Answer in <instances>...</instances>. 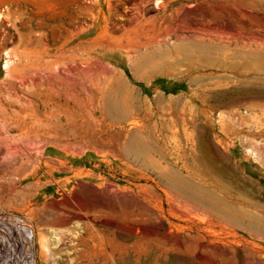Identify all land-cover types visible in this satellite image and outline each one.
I'll use <instances>...</instances> for the list:
<instances>
[{
  "label": "rangeland",
  "instance_id": "obj_1",
  "mask_svg": "<svg viewBox=\"0 0 264 264\" xmlns=\"http://www.w3.org/2000/svg\"><path fill=\"white\" fill-rule=\"evenodd\" d=\"M0 145L53 264H264V0H0Z\"/></svg>",
  "mask_w": 264,
  "mask_h": 264
},
{
  "label": "bare ground",
  "instance_id": "obj_2",
  "mask_svg": "<svg viewBox=\"0 0 264 264\" xmlns=\"http://www.w3.org/2000/svg\"><path fill=\"white\" fill-rule=\"evenodd\" d=\"M202 39H204V38H202ZM108 99H110V98H108ZM108 99H107L108 107L112 111L116 110L119 106L118 101H116L115 99H110L108 101ZM122 110H123V112L127 113L126 109L124 110L122 108ZM134 139H136V138H134ZM141 140H143V139H141ZM134 143H136V142L134 141ZM1 147H3V146H1ZM135 147H138V145H135ZM15 148H17V147H15ZM11 150H13V148ZM143 150H140L137 148L136 152L138 154H141V153H143L142 152ZM134 151H135V149H134ZM15 153H17V152H15ZM6 160H8V158ZM27 160H28V158H27ZM13 161H10V162H13ZM28 161H30V159ZM10 162H9V164H10ZM20 163L22 164V162H20ZM34 163L35 162L33 161L31 166H34L35 165ZM46 163H47V161H46ZM1 164H3V163H1ZM5 164H7V163H5ZM29 165H30V163H29ZM24 170L25 169L23 167V169L20 172H15V174H12L13 177H10V178L7 177V176H11L10 173H8L7 171L0 174V206L2 208H5L2 211V215L3 214L7 215L5 217L0 216V231L4 233V236H2L3 237L2 240H0V264H27V261H29V259H30V256H29V254H27V251H31L37 245L39 246V250H40L38 252V256L34 255L32 262L29 264H53L52 260L54 258V255L51 256L53 246L55 244L53 237H55L56 235L59 234V231L57 230L55 225L63 224L70 218L71 212H69L68 209L67 210H65V209L70 208V205H72V204L70 203V200L66 197L63 199H60V200H57L54 198H50V199L46 198L45 201L40 202L38 195L40 194L41 184L37 180L35 182H30V184H28L27 186H24V187L21 186V182L30 176H34V172H35L32 169H30L32 171H28V170L24 171ZM51 170H52V168H51ZM180 181H182V180H180ZM184 181L179 182L178 184H180V185L177 184L178 186L177 185L176 186L177 187L180 186L181 188L179 187V189L180 190L182 189L181 191H184L186 195H188L189 197H191L195 201L198 200L199 202L207 200L206 197L209 198V196H205L204 192L202 193L200 189H199L200 190L199 191L198 189L191 187V185H187L188 182L186 181L187 183L186 182L184 183ZM170 182H172V181H170ZM173 182H175V181H173ZM176 183H177V181H176ZM205 192H206V190H205ZM183 195H184V193H183ZM59 204H62L63 206H59ZM42 207L49 208L52 211V214L48 215V217L45 218L44 220L40 218V216L38 215V212H37V208L40 209ZM82 209H84L83 206H82ZM8 210L15 212L18 215V218L17 219L13 218L11 216L12 214H10V212H8ZM229 210H231V209H229ZM227 211H228V209H227ZM233 213H235V212H233ZM226 216L229 218V220L230 219L234 220V222L241 220V219H238L239 218L238 215L236 216L232 213H229V214L225 213V217ZM241 217H242V215H241ZM225 219H227V218H225ZM253 223H254V221H253ZM254 226H256V225H254ZM27 227L30 228V232H31L30 234L28 232ZM253 229L260 230L264 234V228H259V227L255 228L254 227ZM31 235H32V237H34L33 241H30V239H29V237H31ZM24 244H26L27 246L25 247Z\"/></svg>",
  "mask_w": 264,
  "mask_h": 264
}]
</instances>
